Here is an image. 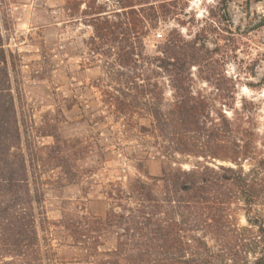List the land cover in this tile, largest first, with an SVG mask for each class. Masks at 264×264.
Masks as SVG:
<instances>
[{
    "label": "rangeland",
    "instance_id": "rangeland-1",
    "mask_svg": "<svg viewBox=\"0 0 264 264\" xmlns=\"http://www.w3.org/2000/svg\"><path fill=\"white\" fill-rule=\"evenodd\" d=\"M105 23L113 35L97 33ZM0 51L53 264L115 251L145 188L165 192L164 180L193 172L207 182L183 197L187 258L260 257L264 0H0ZM190 98L206 106L196 126L175 113ZM17 262L0 245V264Z\"/></svg>",
    "mask_w": 264,
    "mask_h": 264
},
{
    "label": "trees",
    "instance_id": "trees-1",
    "mask_svg": "<svg viewBox=\"0 0 264 264\" xmlns=\"http://www.w3.org/2000/svg\"><path fill=\"white\" fill-rule=\"evenodd\" d=\"M113 28L114 25L105 23L96 31H106L113 35ZM0 64L3 66L0 74L4 77L0 82V130L5 125L8 126L7 130L0 131V182L3 185V196H0L3 199L0 201V227L13 228L10 229L11 236L8 232H4L6 237L1 235L0 245L18 261L14 264H53L55 258L51 248L39 236V232L47 225L42 205L43 194L39 189V182L28 171L25 152L21 147L5 56H0ZM205 108L202 101L182 99L175 105V113L183 125L196 126L199 124L198 119L203 117ZM176 114L171 113L173 116ZM7 117L8 120L10 117L9 124L4 121ZM152 117L161 129L166 124L170 126L173 121L158 111L152 112ZM227 171L234 172L232 169ZM200 175L193 172L184 174L181 180H164L172 188L169 189L166 185L165 192L159 191L154 195L153 188H145L147 192L140 194V209L130 212L126 217L127 226L123 229L126 242L118 244L113 252L90 254L95 259V264H214L207 262L199 253H195L193 258H187L184 249L187 243L183 240L186 239L185 233L188 230L183 226H191L183 219L185 212L189 210V201L183 200V197L198 195L205 189L207 181ZM155 209H161L160 215L166 219H156L158 216L153 211ZM198 245L199 250L205 251L201 242ZM252 245L257 246L255 243ZM254 264H264V243L263 251Z\"/></svg>",
    "mask_w": 264,
    "mask_h": 264
}]
</instances>
